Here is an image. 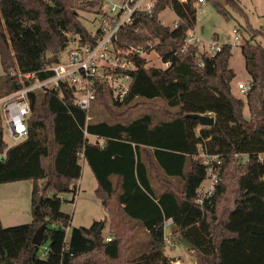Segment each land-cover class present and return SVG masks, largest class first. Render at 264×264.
<instances>
[{
  "label": "trees",
  "instance_id": "obj_1",
  "mask_svg": "<svg viewBox=\"0 0 264 264\" xmlns=\"http://www.w3.org/2000/svg\"><path fill=\"white\" fill-rule=\"evenodd\" d=\"M152 1L149 11H135L131 23L119 27L113 43L121 50L155 51L165 67L146 66L145 55L132 53L135 67L125 95L116 99L101 85L88 110L74 102L68 84L29 91L26 134L12 145L3 138L0 113V184L32 181L31 221L8 227L0 222V264H176L165 252L167 218L173 245L185 243L197 264H264V158L258 157L264 156V43L256 40L264 23L247 24L249 35L240 46L249 76L243 99L231 89L230 43L212 55L196 44L182 50L196 23L197 0ZM212 1L226 14L219 0ZM222 2L242 11L237 0ZM101 4L0 0V97L29 85L33 77L48 76L46 66L58 62L72 41L93 44L100 29H86L78 11ZM167 7L175 14L172 25L159 18ZM96 106L113 119L92 120ZM147 107L162 108L169 118L142 111L124 121ZM187 113H209L214 121L200 125ZM215 154L218 179L199 201L207 178L205 155ZM82 160L95 177L108 219L70 227L69 216L60 210L61 194H76ZM42 223L41 243L51 240L47 258L39 257L41 245L31 241ZM100 223H108L106 234L97 233ZM68 227L64 240L61 230ZM140 228L147 243L130 256L131 236Z\"/></svg>",
  "mask_w": 264,
  "mask_h": 264
},
{
  "label": "rangeland",
  "instance_id": "obj_2",
  "mask_svg": "<svg viewBox=\"0 0 264 264\" xmlns=\"http://www.w3.org/2000/svg\"><path fill=\"white\" fill-rule=\"evenodd\" d=\"M105 1V0H104ZM111 2H118L119 0H110ZM226 8V14L219 12L212 0H203V2H196V23L193 28V32L205 47L210 43H230L231 57L229 59V65L235 71V77L231 82L232 92L243 99H245V93L238 90L237 84L241 81H249V76L245 69L244 57L241 53V44L248 37V31L246 25L249 24L253 28H259L264 23V0H237L238 5L242 11L237 7L230 4H225L222 0H219ZM109 1H105L104 8L107 7ZM79 19L83 25L89 31H95L99 25L101 10L98 6L88 8L87 10L78 11ZM159 18L164 24L172 25L175 18L170 8H165L159 14ZM234 29H238L236 33ZM237 35L238 40L234 41V35ZM256 40L264 43V33L257 35ZM199 51L202 49V45L197 43ZM66 49L61 54V58L65 59ZM146 56V66L165 67L160 56L151 51ZM3 74V68L0 62V76ZM95 104V103H94ZM164 109H154L151 107L139 108V110L132 112L124 121L132 119L140 112L153 113L161 119L169 118V115L164 114ZM173 111V110H171ZM245 117H249L247 106L243 108ZM92 120L101 119L103 117L110 118L108 113L99 106H96V110L90 113ZM3 138L8 145H12L18 142L17 139L9 137L3 130ZM82 180V181H81ZM80 180V188L77 190V194L74 197V201H71V197L74 196L72 192H64L61 194V212L67 214L70 218L71 226H89L92 220H105L108 219V214L105 207L102 204L100 198L96 195L95 187L96 180L90 167L84 163V171ZM154 184L158 186L156 179L153 177ZM209 184V180L206 178L201 182L200 186L204 188ZM159 187V186H158ZM32 188V181L28 179H22L7 183L0 184V214L2 216V225L11 226L16 224L28 223L32 219L30 211V193ZM12 192V196L10 195ZM1 222V220H0ZM140 228L136 230L130 241V253L129 255H135L144 250L147 243V233ZM64 233L63 239L68 237V229L61 230ZM107 226L103 227L102 232L106 233ZM144 231V232H143ZM51 240L46 241L43 245L49 246ZM57 241L54 240V243ZM165 252L173 257L176 264H197L195 253L188 248V246L180 241L174 243L173 246H165ZM39 257H42V249L39 247Z\"/></svg>",
  "mask_w": 264,
  "mask_h": 264
},
{
  "label": "built area",
  "instance_id": "obj_3",
  "mask_svg": "<svg viewBox=\"0 0 264 264\" xmlns=\"http://www.w3.org/2000/svg\"><path fill=\"white\" fill-rule=\"evenodd\" d=\"M105 1H109L106 8H104ZM105 1L102 0V4L99 6L101 14L97 28L100 29V35L93 44L80 43L77 40L72 41L66 48L67 57L65 59L60 58L58 62L46 66V69L50 71L48 76L40 79L26 73L24 74L25 77H33L29 85L0 97L2 126L7 136L18 141L25 136L26 118L30 113L27 93L31 90L48 91L59 88L62 83L68 84L74 89V102L83 110L90 108L95 100L97 87L101 85L108 88L116 99H121L125 95L131 79L130 71L135 67L134 62L129 57L132 53L145 54L140 48L117 49L114 47L113 41L119 27L131 23L135 11H149L153 1ZM197 2H203V0H197ZM233 32L236 33L237 29H234ZM238 39L235 34L234 41ZM197 43L202 45L201 52L209 55L219 51L222 45L210 43L205 47L192 29L188 31L182 50L188 44L197 45ZM248 87V81H241L237 84L238 90L242 93H245ZM258 157L260 159L264 158L263 154H259ZM245 158V154L240 156L241 161H244ZM205 162L207 163L209 184L205 188L203 186L199 187V201L203 196L211 193L218 179L216 173V165L219 163L218 155H205ZM171 223V218L165 219L164 227H168ZM169 234L170 232H164L163 241L165 246L173 245ZM105 239L109 240L110 236H106ZM40 245L42 257L47 258L49 246L42 243Z\"/></svg>",
  "mask_w": 264,
  "mask_h": 264
},
{
  "label": "water",
  "instance_id": "obj_4",
  "mask_svg": "<svg viewBox=\"0 0 264 264\" xmlns=\"http://www.w3.org/2000/svg\"><path fill=\"white\" fill-rule=\"evenodd\" d=\"M188 117H192L197 119L198 123L200 125H211L214 121L213 116L208 114H204V113H187L185 114ZM103 223H100L98 228H97V233H100L101 229H102ZM46 224L42 223L41 225H39L36 230L34 231L31 241L34 245H40L43 239V233L45 230Z\"/></svg>",
  "mask_w": 264,
  "mask_h": 264
},
{
  "label": "crops",
  "instance_id": "obj_5",
  "mask_svg": "<svg viewBox=\"0 0 264 264\" xmlns=\"http://www.w3.org/2000/svg\"><path fill=\"white\" fill-rule=\"evenodd\" d=\"M173 14H174V13H173ZM174 16H175V14H174ZM174 20H175V18L173 19V22H174ZM84 163H86V162H85L84 160H82V161H81V174H80L79 179H78L77 182H76V183H77V190H79L80 185H81L80 180H81V178H82V174H83V171H84ZM86 164H87V163H86ZM87 165H88V164H87ZM92 174H93V173H92ZM94 178H95V177H94ZM81 181H82V180H81ZM77 190H76V194H77ZM76 194H75V195H76ZM10 195L12 196V192H10ZM75 195L71 197V201H72V202L74 201V197H75ZM60 209H61V207H60ZM0 220H1V223H2V216H1V214H0ZM92 222H93V220H92ZM92 222H91V223H92ZM16 225H17V224H16ZM2 226H3V227H8V226H4V225H2ZM11 226H12V225H11ZM105 226H107V231H108V223H106V224L103 225V227H105ZM67 229H68V228H67ZM102 229H103V228H102ZM143 230L145 231V229H143ZM107 231H106V233H107ZM144 231H143V232H144ZM164 232H166V233H167V232H170V231H169V227H166ZM106 233H105V234H106ZM68 234H69V232H68ZM68 234H67V235H68Z\"/></svg>",
  "mask_w": 264,
  "mask_h": 264
}]
</instances>
